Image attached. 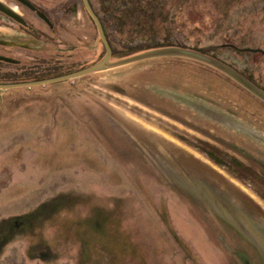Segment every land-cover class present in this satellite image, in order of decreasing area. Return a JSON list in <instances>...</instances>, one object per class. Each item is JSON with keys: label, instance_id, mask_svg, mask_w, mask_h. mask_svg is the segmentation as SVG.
<instances>
[{"label": "rangeland", "instance_id": "374dc122", "mask_svg": "<svg viewBox=\"0 0 264 264\" xmlns=\"http://www.w3.org/2000/svg\"><path fill=\"white\" fill-rule=\"evenodd\" d=\"M30 1L49 14L63 8L64 30L48 43L22 35L38 51L11 49L19 65L0 63V80L22 69L54 77L104 55L80 0ZM88 1L109 62L157 45L189 48L264 93V0ZM232 159L249 169L246 185ZM248 159L264 163V103L194 60L153 58L0 90V264H250L254 256L259 264L201 195L216 192L211 201L264 233V176Z\"/></svg>", "mask_w": 264, "mask_h": 264}, {"label": "flooded vegetation", "instance_id": "af4514ba", "mask_svg": "<svg viewBox=\"0 0 264 264\" xmlns=\"http://www.w3.org/2000/svg\"><path fill=\"white\" fill-rule=\"evenodd\" d=\"M10 1L14 4L13 6L8 5L6 0H0V63L9 64L11 66H17V65H19V60L16 58H13V57H15L16 54H13L11 49L18 48L21 50H27V51H32V52L38 51L36 48L30 47L28 44H25L23 42H18V39H20L21 36L24 35V36L31 37L36 42H38V41L44 42L45 41V43H48L49 35L59 36L57 34V31L64 30L63 29L64 26L62 23H60V20H59V17H63L64 9L62 8L60 15L54 14V13L49 14L44 9L43 10L40 9L41 5H38L37 3H34L33 1H30V0H22V1L10 0ZM17 5H20V7L23 8L22 11H24V9L30 11L34 15V17L39 21L40 24L33 26L32 23L26 22L22 18L24 15H23V13L20 12V9H19L20 7H18ZM13 7L14 8L16 7L17 10H19V11L17 12ZM92 10H93V8H92ZM11 13L16 14L21 21H17L16 19L12 18L9 15ZM105 37L107 39L106 35H105ZM107 41H108V39H107ZM60 51H63V50L60 49ZM8 56H10V57H8ZM30 71L31 70L27 71V69H22L21 70V72H22L21 78L14 77V78L9 79V80L2 79V80H0V83H2V82H4V83L5 82H8V83L29 82V80L36 81V80L51 78V77H31ZM15 72H16V70L14 69V70H9L8 73L13 74ZM57 76H59V75H57ZM122 130L124 131L125 134H127L126 129L123 128ZM105 140H106V143L108 145H110V146L115 145L111 142V138L106 136ZM142 142H143L142 146H145L144 140H142ZM236 152L239 153L240 155H243V156L246 155L238 147H236ZM205 156L208 157L209 160L213 161L218 166H220L222 168L223 167L226 168L225 162L221 158L216 157V155H214L213 153L207 152ZM248 161L249 162L251 161L252 162L251 165L255 168V171H254L255 175L254 176H257V175L258 176H264V163L263 162H257V164H256V160L252 161V160L248 159ZM232 162H233L234 167L236 169V174H234V176L236 177V179L239 182H242L243 184H245V179L243 177L244 176L246 177V172H250L249 169L247 168V166H243V164L241 162H239L237 159H232ZM214 193L216 194V192H214V191H205L204 190L201 192V195L206 200L207 203L211 204L209 199H212V197H214V196H212V195H214ZM121 201H123L127 204L126 201H124L122 199H121ZM175 243H178V242H175ZM250 245H251L252 249L254 250V253L256 255H258L260 258L259 264H264V258L261 256L259 250L255 246H253L252 244H250ZM250 264H257L256 256H254L253 263L251 262Z\"/></svg>", "mask_w": 264, "mask_h": 264}, {"label": "water", "instance_id": "95a60500", "mask_svg": "<svg viewBox=\"0 0 264 264\" xmlns=\"http://www.w3.org/2000/svg\"><path fill=\"white\" fill-rule=\"evenodd\" d=\"M81 3L94 24L98 38L100 39V42L104 48V55L98 61H96L95 63L89 66L59 76L36 80V81H29V82H15V83H5V84L0 83V90H6L9 88H16V87H31V86L45 85V84L55 83L65 80H71L103 69L116 68L147 59L161 58V57H180V58L194 60L216 69L217 71L231 78L233 81H235L237 84L242 86L249 93H251L253 96H255L264 103V93L258 88H256L254 85H252L243 76H241L239 73H237L227 65L223 64L222 62L193 49L166 46V47H160V48L144 51L142 53L121 59L117 62H113V63L109 62L112 50L105 37L101 22L97 17V15L92 10L88 0H81ZM9 15L12 18L16 19L17 21H21L16 14L11 13ZM209 200L213 208L217 210V212L222 216V218L226 219L232 226H234V228L238 230V232H240V234L244 236L245 239H247L250 244H252L259 250L261 256L264 258V233L263 232L261 233L258 229L250 226V224H247V222L244 221L242 217H238L233 213H231L228 210L227 206L224 205V207H221V205L214 203V201H211V199Z\"/></svg>", "mask_w": 264, "mask_h": 264}, {"label": "trees", "instance_id": "16d2710c", "mask_svg": "<svg viewBox=\"0 0 264 264\" xmlns=\"http://www.w3.org/2000/svg\"><path fill=\"white\" fill-rule=\"evenodd\" d=\"M163 46H168V45H157V46L149 47V48H156V47H163Z\"/></svg>", "mask_w": 264, "mask_h": 264}]
</instances>
